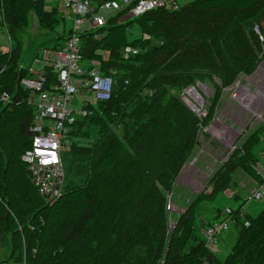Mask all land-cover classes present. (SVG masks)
Instances as JSON below:
<instances>
[{
	"label": "trees",
	"instance_id": "16d2710c",
	"mask_svg": "<svg viewBox=\"0 0 264 264\" xmlns=\"http://www.w3.org/2000/svg\"><path fill=\"white\" fill-rule=\"evenodd\" d=\"M44 1L0 0L16 36L24 33L30 13L38 17L43 14ZM177 14H182L184 23L180 25L175 19L180 33L179 37L174 34L176 43L170 41L165 46L147 49L148 42L142 36L128 42L127 28L132 23L136 22L142 33L148 30L153 34L151 27L161 18L157 16L176 18ZM122 15L120 12L107 18L106 26L94 33L79 34L83 47L95 40L87 58L97 64L103 75L111 76L113 87L108 101L85 107L90 115L75 122L72 137L86 122L102 124L93 108L109 105V113L121 114L130 98L140 91L141 85L149 84L148 77H138L131 69L135 60L152 62L163 56L161 64L168 70L165 75L170 87L174 85L182 89L191 85L194 76H202L192 71L197 67H200L199 71L205 70L206 75L217 74L220 83L227 86L247 63L258 60V54L264 48V0H194L176 11L155 10L118 24ZM57 17L52 16L53 28L60 22ZM255 27H260L261 37L255 34ZM67 35L65 31L59 43ZM157 36L162 38L161 34ZM125 47L140 51L123 59L121 53ZM104 52L119 58L106 60L102 58ZM18 56V46L0 53V69L4 68L0 75V93L6 92L10 98L6 104L0 103V244L2 235H8V259L19 261L24 257L25 264H100L102 257L111 250L122 221L132 214L131 201L144 195V181L136 173L123 168L118 159L123 143L112 139L89 165L90 177L84 185L62 189L58 198L49 202L44 200L32 185L27 166L21 159L31 148L29 128L33 114L28 104L29 93L19 86V80L28 73L26 69L18 68ZM44 72L48 82H55L49 67H45ZM119 76L126 78L116 88L119 81L116 77ZM178 106V101L174 100L162 111L161 123L165 128H170L178 114L186 113ZM258 141L259 136L254 132L246 142L239 166L254 182L258 181V176L252 169L255 162L253 151ZM185 153L187 155L189 151ZM180 165H176L173 174L181 168ZM233 174L234 170L226 171L211 194H200L191 202L178 223V232L169 239L164 264H264V207L255 216L244 215L239 224L240 233L222 262L195 233V216L200 205L212 202L224 192L232 182ZM241 209L242 205L233 211L234 224L238 223ZM159 220L146 244L154 253L147 257V264H155L157 252L165 239L162 214ZM66 228L70 229L69 232L59 241Z\"/></svg>",
	"mask_w": 264,
	"mask_h": 264
},
{
	"label": "rangeland",
	"instance_id": "374dc122",
	"mask_svg": "<svg viewBox=\"0 0 264 264\" xmlns=\"http://www.w3.org/2000/svg\"><path fill=\"white\" fill-rule=\"evenodd\" d=\"M192 1L178 0L177 3L187 6ZM51 7L52 4L45 2L40 17L30 13L24 33L16 36L11 29V21L6 17L5 7L0 6V53L18 46V64L39 59L27 63L34 72L42 69L45 52H48V61L53 62L52 46L59 43L65 31L62 30L61 14L58 15L59 24L53 28L55 23L50 13ZM157 17L161 18L151 27L153 34H149L148 30L142 33L139 25L132 23L127 28L128 42L142 36L148 42L147 49L165 46L170 41L176 43L174 34L180 35L178 22L180 25L184 23L181 21L182 14L175 15L176 18L168 15ZM66 27H70V23L67 22ZM259 30L260 27H255L254 32L261 37ZM94 44L95 40H92L80 49L81 67L88 61L92 62L87 56ZM162 57L152 62L133 61L131 69L136 71L138 77H148L149 84L141 85L140 91L130 98L121 114L109 113V105L93 108L102 124H82L73 135L71 146L65 149L61 157L65 175L64 191L84 185L90 177L89 165L102 154L112 139H119L123 148L118 159L123 168L136 173L144 181V195L131 201L132 214L122 221L111 250L102 257L100 264H147V257L154 253L146 244L160 222V214L164 218L165 239L157 252L155 264H164L169 239L178 232V223L186 209L198 195L211 194L226 171L234 170L232 182L227 187L234 195L229 197L221 192L204 207L211 206V213H218L220 218L225 209L234 211L240 205L242 209L238 223L230 225L227 232L218 235L219 245L224 235L231 239L233 245L240 233L239 224L244 215L255 216L264 207V201L245 202L251 179L239 168L246 142L254 132L259 136L253 151L255 159L264 148V48L258 54V60L247 63L227 86L220 83L217 74L206 75L205 70L199 71L200 67H197L192 71L202 76H194L191 85L182 89L174 85L170 87L165 75L168 70L161 64ZM102 58L113 61L119 57L104 52ZM116 78L119 80L115 85L117 88L126 77ZM174 100L178 101V108L186 113L178 114L170 128H165L161 123V114ZM76 103L75 97L71 104L75 106ZM184 145L187 147L184 148ZM186 151H189L187 155ZM179 164H182L181 168L173 174ZM206 212L205 208L200 207L195 216L194 230L200 239L202 230L210 224L203 221ZM69 230L64 229L58 240ZM225 243L229 241L225 240ZM9 254L10 240L8 235H2L0 261H5Z\"/></svg>",
	"mask_w": 264,
	"mask_h": 264
},
{
	"label": "built area",
	"instance_id": "2783aa9c",
	"mask_svg": "<svg viewBox=\"0 0 264 264\" xmlns=\"http://www.w3.org/2000/svg\"><path fill=\"white\" fill-rule=\"evenodd\" d=\"M45 2L56 8L55 15L61 14L63 25L70 23V27L65 30L68 35L52 49L53 62L48 61V52L44 53L41 70L34 72L27 64L29 61L20 64L18 68L26 69L28 73L19 80V86L29 93L28 104L33 114L29 128L31 148L21 159L27 166L30 181L37 193L49 202L62 193L65 175L61 157L65 149L71 145L73 125L78 119L90 115V111L85 109L87 105L108 101L113 87L111 76L103 75L97 64L93 65L88 61L87 67H81L80 49L85 47L79 34L96 32L97 29L106 26L107 18L120 12H123V15L117 20L118 24L155 10L176 11L180 6L176 0H45ZM139 51L138 48L125 47L121 54L123 59H127ZM38 60L35 58L34 62ZM91 66L92 68H89ZM45 67L50 68L55 76V82H48ZM3 71L4 68H1L0 75ZM75 97L77 103L73 106L71 103ZM9 100L6 92L0 93L1 104H6ZM252 169L258 176V181L247 193L246 201L262 202L264 148L255 159ZM232 224L233 211L225 209L222 218L211 222L202 230L201 235L206 247L218 246L220 241L218 235L227 232ZM0 264H25V258L19 261L7 258L0 261Z\"/></svg>",
	"mask_w": 264,
	"mask_h": 264
},
{
	"label": "crops",
	"instance_id": "0c3cea01",
	"mask_svg": "<svg viewBox=\"0 0 264 264\" xmlns=\"http://www.w3.org/2000/svg\"><path fill=\"white\" fill-rule=\"evenodd\" d=\"M176 1H178V0H176ZM56 8L52 5V7H51V17L52 16H55V12L54 11H56L55 10ZM58 11L60 12L61 11V8L59 7L58 8ZM58 14H60V13H58ZM65 30L67 29V27H66V24H64V27H63ZM62 28V29H63ZM35 55V54H34ZM31 61L32 62H34L32 59L29 61V64L31 63ZM89 63V62H88ZM88 63L86 64V65H84V67H87L88 66ZM93 65H95L96 63L95 62H91ZM254 184H255V182L251 179V183H250V186H249V190L254 186ZM223 193H226L227 194V196H229V197H232L234 194L233 193H231V192H229L227 189L223 192ZM205 203H208V202H204V203H202L201 205H200V207H202V208H205L206 210H207V212H206V215L203 217V221L204 222H209V223H211V222H213V221H216V220H219L220 219V217H219V214L217 213V214H215L214 213V215L211 213V206H207V207H204V204ZM199 207V208H200ZM225 240L226 241H229V245L228 244H226L225 243ZM231 245H232V241H231V239H228L227 237H226V235H224L223 237H222V239H221V242H220V245L219 246H216V247H210V248H208L212 253H213V255L215 256V258L218 260V261H220V262H222L223 260H224V258L226 257V255L228 254V252H229V250H230V248H231Z\"/></svg>",
	"mask_w": 264,
	"mask_h": 264
},
{
	"label": "water",
	"instance_id": "95a60500",
	"mask_svg": "<svg viewBox=\"0 0 264 264\" xmlns=\"http://www.w3.org/2000/svg\"><path fill=\"white\" fill-rule=\"evenodd\" d=\"M192 89H193V88H192ZM191 109H192V110H194V108H193V107H191Z\"/></svg>",
	"mask_w": 264,
	"mask_h": 264
},
{
	"label": "bare ground",
	"instance_id": "6f19581e",
	"mask_svg": "<svg viewBox=\"0 0 264 264\" xmlns=\"http://www.w3.org/2000/svg\"><path fill=\"white\" fill-rule=\"evenodd\" d=\"M199 104V103H198Z\"/></svg>",
	"mask_w": 264,
	"mask_h": 264
}]
</instances>
